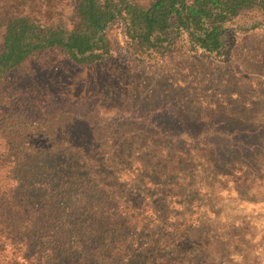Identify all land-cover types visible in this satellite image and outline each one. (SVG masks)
<instances>
[{
	"label": "trees",
	"instance_id": "obj_1",
	"mask_svg": "<svg viewBox=\"0 0 264 264\" xmlns=\"http://www.w3.org/2000/svg\"><path fill=\"white\" fill-rule=\"evenodd\" d=\"M257 19L264 0H0V264H130L145 247L188 251L211 199L182 184L201 164L152 156L157 138L135 126L128 138L97 137L99 121L75 110L93 83L119 77L98 70L115 43L150 67L191 58L223 69L261 32L239 30Z\"/></svg>",
	"mask_w": 264,
	"mask_h": 264
},
{
	"label": "rangeland",
	"instance_id": "obj_2",
	"mask_svg": "<svg viewBox=\"0 0 264 264\" xmlns=\"http://www.w3.org/2000/svg\"><path fill=\"white\" fill-rule=\"evenodd\" d=\"M254 25L261 32L249 34L237 62L223 69L191 58L150 67L115 43L98 70L119 77L103 89L93 83L87 103L75 110L99 121L97 137L128 138L135 126L157 138L152 156L183 152L195 157L194 169L201 164L182 184L190 197L205 189L211 199L192 231V247L172 253L145 247L130 264H264V23L252 20L239 30ZM90 74H80L77 84L85 89ZM139 154L145 157L142 147Z\"/></svg>",
	"mask_w": 264,
	"mask_h": 264
}]
</instances>
